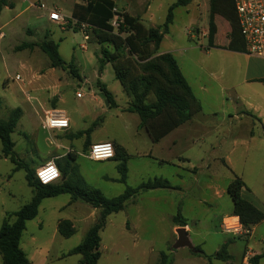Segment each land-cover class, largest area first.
<instances>
[{"label": "rangeland", "instance_id": "rangeland-1", "mask_svg": "<svg viewBox=\"0 0 264 264\" xmlns=\"http://www.w3.org/2000/svg\"><path fill=\"white\" fill-rule=\"evenodd\" d=\"M37 1L6 0L7 6H3L0 11V37L4 34L0 38V99L3 102L0 118L7 119L10 111L16 108L24 113L12 134L16 156L30 165L31 170H35L48 156L66 153V148L72 146L77 158L71 167L77 169L88 185L109 199L121 195L127 185L138 187L156 176H164L171 184L177 185L180 180L176 175L182 174L189 188L184 195L182 214L190 227L198 226L191 240L195 244L198 239H202L208 249L215 250L216 244L226 237L218 228V218L232 205L228 189L235 176L243 179L245 186L252 188L264 202V143L253 145L250 161L246 146L233 148L234 140L246 142L249 139L248 133L252 126L248 118L235 123L233 129L236 130L239 125L240 128L233 132L231 138L227 131L229 124L221 121L227 117V113L222 115L218 111L220 99L232 98L234 95L221 91L210 76L209 72H213L216 67L213 59L215 52L207 55L206 41H203V45L190 40L186 34L190 18L183 8L178 9L172 32L162 43L161 50H175L174 56L200 98H203L199 93L200 86H207V101L201 104L203 111L195 117L194 125L182 126L154 144L146 129L140 126L138 114L126 110L130 105L129 99L117 81L112 65L101 64L102 45L96 41L93 32L89 31L90 38L86 40L88 32L74 25L61 29L50 23L45 17L39 16L36 9L29 8L30 3ZM39 1L59 8L63 15L69 17L76 5L85 4L81 0ZM144 1L138 0L137 4L140 6ZM149 1L154 16L150 18L148 14L143 17L145 25H163L168 8L175 0ZM128 2L132 3L133 0ZM132 7L135 9L136 5L133 3ZM27 30L34 33L27 34ZM47 32L59 45L60 56L79 77L73 76L69 68L53 70L48 56L40 47L34 50L16 49L24 42L41 43ZM83 45L86 46L85 50ZM188 47L190 49L187 51H178ZM17 75L21 76L20 81L15 79ZM99 83L106 84L118 96L119 107L106 106L100 97ZM57 101L58 108L68 113L72 124L68 132L49 133L41 128L43 109L44 106L53 108ZM215 112H219L218 116H215ZM220 126L222 128H217ZM90 128L92 142L115 139L130 155L126 184L119 182L121 175L117 168L118 161H92L86 157L88 152L84 153L86 136L72 140L68 138L70 133L76 135ZM255 131L259 132L258 127ZM57 145L64 149H58ZM152 157L172 164L161 165ZM179 157L189 158L190 164L178 162ZM208 157L212 158L211 169L202 170L203 159ZM198 168L202 170L200 174ZM14 169L15 164L9 159H0V230L6 214L19 211L34 196V190L26 180V170ZM167 195L166 190L140 193L135 202L128 203L124 210L109 216L100 234L101 258L98 264H157L162 252L172 258L175 243L172 217L178 209ZM101 212V209L81 200L72 202V194L44 198L36 218L26 222L21 247L32 264H77L81 255L65 258L63 255L83 242ZM14 220L12 217L11 222ZM63 221L72 222L75 228L76 232L70 238L58 232V225ZM210 231H213L212 237L208 234ZM260 235H264V226L257 233L258 239ZM236 242L243 249L246 238H239ZM179 251L191 252L188 248ZM215 264L224 263L217 261Z\"/></svg>", "mask_w": 264, "mask_h": 264}, {"label": "trees", "instance_id": "trees-1", "mask_svg": "<svg viewBox=\"0 0 264 264\" xmlns=\"http://www.w3.org/2000/svg\"><path fill=\"white\" fill-rule=\"evenodd\" d=\"M81 1L85 4L76 5L72 18L92 27L91 31L95 35L96 41L102 45L101 64L112 65L116 79L129 98L130 105L127 110L138 114L141 121L140 126L146 129L152 143H159L174 130L190 122L202 112V105L196 98L176 58L171 53H159L163 38L169 33L173 23L175 9L188 5L191 0H178L174 3L168 10L165 23L159 28L146 29L136 18L128 13H123V24L117 30L111 25L116 15L114 0ZM3 6H7L6 0H0V11ZM217 13L226 17L235 28L230 48L246 52L234 0H211L210 45L213 46V18ZM35 47H40L48 56L52 68L62 70L69 68L73 76L79 77L71 65H67L60 56L59 45L49 39V35H46L39 44L24 43L16 49L18 51L34 50ZM99 88L109 101V106L116 107V101L107 87L103 83H99ZM2 105L3 102L0 99V108ZM22 115V110L16 108L10 111L7 119L0 118V140L2 143L0 159H9L15 164V171L22 168L26 170V180L34 190V196L19 211L6 214L0 230V264H32L21 247L26 222L36 218L44 198L62 194H72V202L81 200L102 210L99 219L89 229L83 242L68 254L63 255V258L77 254L82 256L77 264H98L101 258L100 234L107 224L108 217L124 210L126 205L132 202L138 194L155 189H171L172 185L164 178L155 177L143 182L138 187L127 185L121 195L109 199L102 192L88 185L78 174L77 169L71 167V163L75 162L77 158L75 153H68L65 157L55 161L61 171L60 182L42 185L36 179V170H31L30 165L21 161L14 151L15 143L12 140V134ZM91 132L90 128L76 135H69L68 138L72 140L86 136L84 153H87L91 146ZM111 143L115 149V157L112 160L119 162L117 166L121 175L119 182L126 184L129 172L128 161L131 157L124 147L114 142ZM244 188L243 179L235 176L228 193L233 203V216H237L243 227L249 230L252 226L264 221V212L243 197ZM12 217L15 218L13 222H11ZM172 221L175 226H187V220L181 210H178ZM58 232L65 238H70L76 231L72 222L63 221L58 225ZM191 253L204 257L209 264H212L213 259L224 262L232 260L226 244L211 256L206 255L200 246H195V251H191ZM262 256L264 253L257 258ZM157 264H172V258L162 252Z\"/></svg>", "mask_w": 264, "mask_h": 264}, {"label": "crops", "instance_id": "crops-1", "mask_svg": "<svg viewBox=\"0 0 264 264\" xmlns=\"http://www.w3.org/2000/svg\"><path fill=\"white\" fill-rule=\"evenodd\" d=\"M137 1L138 0H136V2H134V0H133V2L130 3V2H128V0H114L115 6H116L115 8L118 10L119 13H128L130 16L136 18L141 24H143L145 26L146 29H153V28L155 29V28L161 27L162 25L161 26H149V27H147L145 25L146 21L143 20V17H145L148 14H149L150 18H152L154 16L153 11H152V7H151V2L149 0H145L144 3H141V5L139 6L137 4L138 3ZM177 1L178 0H175L174 3H176ZM133 3L136 5L135 9H133V7H132ZM174 3H172L171 6ZM140 7L142 9H140ZM29 8L36 9L38 11L39 16L45 17L50 23L60 27L59 25H57V24H55L49 20L50 10L56 9L59 11L60 14H62L61 10L59 8L51 7L49 4H47V2L39 1V0L37 2L30 3ZM169 8H168V10H169ZM180 8H183L185 11V14L190 18L189 28H186V34L190 38V40L195 41L196 43L198 42L199 44H203V41H206L207 47H205V49L207 50V53H206L207 55L212 54L211 52H215V53H213V54H215L213 59L216 63V67L213 69L214 70L213 72H209L210 76L219 85V87L221 88V91L227 92L230 95H234V97H232V98L225 97L223 99H220V106H218V107H220L218 111L222 115L225 112L227 113V117L225 119L222 118L221 121H225L226 123L229 124L227 131L230 132L231 138L233 137V135H232L233 132L236 130L238 131V129L240 128V125H239L236 127V130L233 129L234 128L233 125H235V123L242 122V120L246 119V118H248L251 122L252 128H251V131L248 133L249 139L246 140V142L237 141V140L233 141V148L238 147L239 145L246 146V153L248 155V161H250V159H251L250 153H251V150H253V145L258 144V143H260V144L264 143V59L251 56L247 52H240V51L232 50L230 48V45L232 42L233 35L235 33V28L233 27L232 23L226 17H224L223 15L218 14V13L215 14L214 18H213V20H214V23H213L214 24V31H213L214 38H213V46L210 45L209 32H210V24H211V18H212L211 17V0H191V2L186 6L177 7L174 11V20L176 18V11ZM64 16L69 17L66 15H64ZM174 20H173L172 25L174 24ZM172 25L170 26L169 33L164 36L162 43L164 42L166 37L171 34ZM28 32H29V34L34 33L33 31H30V30H27V34H28ZM204 34H207L206 37H202ZM46 35H49V33L47 32L45 34V37H46ZM3 36H4V34H3ZM49 39H51L50 36H49ZM24 43H33V42H24ZM24 43H22V44H24ZM162 43H161L160 48H159V53L160 54L171 53L174 56V51H175L174 49L161 50ZM19 46H21V45H19ZM189 49L190 48L188 47V48L180 49L178 51H187ZM177 62H178V60H177ZM178 64H179V62H178ZM179 66H180V64H179ZM180 68H181V66H180ZM52 69L55 70V68H52ZM181 70H182V68H181ZM104 85L106 86V84H104ZM190 86H191V84H190ZM107 89H108V87H107ZM192 90H193L196 98L198 99V101L202 105H204V101L205 102L207 101L206 100L207 94H208L207 86L203 85V86H200V88H199V93H201L203 98H200L198 96V94L195 92L193 87H192ZM112 95L116 101V104H117L116 107H119L118 96L114 95L113 93H112ZM57 102L58 103L56 104V106H54L51 109L44 106V109H43L44 117H43V119H41V128H42V122L45 118L46 112L62 111L66 114V116L69 118V121H70L69 128L67 130H64V132H68L71 128L72 120L70 119L68 113L65 110L58 108L59 101H57ZM129 103H130V101H129ZM218 113L215 112V116H218L217 115ZM200 114L201 113H199L198 115H200ZM23 115H24V113H23ZM23 115H22V117H23ZM195 117L190 122L184 124L183 126H187L188 124H189L188 126L194 125L195 124V122H194ZM181 127L174 130L172 133L179 130ZM257 127H258L259 132L255 131V128H257ZM217 128H222V126L217 127ZM45 131H47V130H45ZM47 132L53 133V132H63V131L52 130V131H47ZM172 133H170V134H172ZM69 135H72V133H70ZM234 135H236V134H234ZM168 136H166L165 138H167ZM103 142H114V143L121 145V143H119L115 139L103 141ZM90 143L92 145V144H95L98 142H92L91 136H90ZM57 147H58V149L59 148L64 149L61 145H57ZM70 147L71 148H68V149L66 148V153L52 154V155L48 156L47 158L42 160L41 164L39 166H37V168L35 170H37L38 168L43 166L45 163H47V161L49 160L48 158H51L52 160L56 161L57 159L65 157L68 153H77L72 149V146H70ZM122 147H124V146H122ZM4 159H6V158H4ZM153 159L156 160L157 162H159V164H161V165H166V164L170 163V162L167 163L168 161H165V160H158L155 158H153ZM222 160L225 161L224 158ZM182 161H183V163L188 162L190 164L189 158L179 157L178 162H182ZM211 162H212L211 157L203 159L202 164H204V165L201 169L202 170H210L211 169ZM170 164H172V163H170ZM173 166L181 168V166L176 165V164H174ZM201 169L198 168L199 174H200V171H202ZM195 175H198V174H195ZM156 177H159V176H156ZM160 177L166 179L164 176H160ZM176 177H177V179L180 180V182L177 185H173L170 183L172 185L171 189H155V190H151L148 192H157L158 193V192L166 190L167 194H168L167 196L171 197V199L174 201L177 209L181 210V212H183L184 195H185L186 191L189 190V188L186 187L185 182H184V176L182 174L178 173L176 175ZM166 180H168V179H166ZM144 193H147V192H144ZM242 195L244 198H246L247 200L252 202L259 210L264 212V202H261V200L255 194V192L253 191L252 188L245 186V188L242 191ZM133 201L135 202L136 198H134ZM232 209H233V203H232L230 209L226 213H220V218H218V221H219L218 228H219V230H221L223 236H226V237H223L220 240V243L216 244L215 250L208 249L206 242L202 239H198L197 243H195V244L192 242L191 235L193 234L194 230H196V227H198V226H196L195 228L190 227V224H189L187 218H185L187 220V226H185L183 228H185L186 231L188 232V236H189L192 244L194 245V247L200 246L206 255H209V256L214 255L223 245L226 244L228 246V253H229V255L232 256V260L228 261V262H224V261H221L218 259H213L212 264H215V262H217V261H221L224 264H264V256L257 258L264 253V235H260V237H261L260 239L257 238L258 237L257 233L259 232L260 228L262 226H264V221L256 224L255 226H252L249 230L245 229L244 235L234 236L233 234L224 232L222 230L223 222H231V223L233 222L234 223L235 219H233V218H238L237 216H233ZM174 216L172 217V219L174 218ZM199 223H201V221H199ZM178 228H182V227L174 225V228H173V230H174L173 234L175 235L174 242H176V240H177L176 230ZM212 232L213 231H210L208 233L210 237H212V235H211ZM230 236H232V237H230ZM239 238H246V245L243 249L242 248L240 249L239 245L236 242V240ZM179 250H181V249L172 250V252H173L172 264H209L208 260L205 259L204 257L193 255L191 252H183V251H179ZM178 252H180V253H178Z\"/></svg>", "mask_w": 264, "mask_h": 264}, {"label": "built area", "instance_id": "built-area-1", "mask_svg": "<svg viewBox=\"0 0 264 264\" xmlns=\"http://www.w3.org/2000/svg\"><path fill=\"white\" fill-rule=\"evenodd\" d=\"M234 6L238 17L240 32L245 42L246 52L251 56L264 59V0H234ZM114 12L116 13V15L115 18L112 20L111 25L115 28V30H117L123 24L124 19L122 17L123 13H119L116 8L114 9ZM49 20L59 25L61 29L67 28L69 25H74L83 32H88V34L85 35V39L89 40V31L92 29V27L89 24L84 22H79L78 20L72 17H65L64 15L60 14L59 11L56 9L50 10ZM206 35L207 34H204L202 37H206ZM1 37H3V34H1ZM82 48L85 50L86 46L83 45ZM15 79L17 81H20L21 76L17 75ZM77 96L79 97L80 94H78ZM69 126H70L69 118L66 116L64 112L51 111L45 113V118L42 122V128L44 130L64 131L67 130ZM105 144H111L113 146L111 142H98L92 144L90 146V149L86 157L92 161H98V162L109 161L114 159L115 149H114V155L109 158H105V159L92 158V152L94 146H102ZM46 164H44L43 166H45ZM36 179L42 185H51L60 181L61 176L57 180L51 183L44 184L37 177V170H36ZM233 219H235L234 223L223 222L222 230L224 232L231 233L234 236L244 235L245 228L240 222V219L238 218H233Z\"/></svg>", "mask_w": 264, "mask_h": 264}, {"label": "clouds", "instance_id": "clouds-1", "mask_svg": "<svg viewBox=\"0 0 264 264\" xmlns=\"http://www.w3.org/2000/svg\"><path fill=\"white\" fill-rule=\"evenodd\" d=\"M114 155V148L111 144H105L102 146H94L92 152V158L105 159ZM61 176L58 166L55 161H48L47 164L37 169V177L44 184L51 183L57 180Z\"/></svg>", "mask_w": 264, "mask_h": 264}, {"label": "water", "instance_id": "water-1", "mask_svg": "<svg viewBox=\"0 0 264 264\" xmlns=\"http://www.w3.org/2000/svg\"><path fill=\"white\" fill-rule=\"evenodd\" d=\"M101 99H103L105 101V104L107 107H109V101L106 99L104 94H100ZM176 234H177V240L174 243L172 250H178L181 248H188L191 251H195V247L192 244L189 236H188V232L186 231L185 228H178L176 230Z\"/></svg>", "mask_w": 264, "mask_h": 264}]
</instances>
